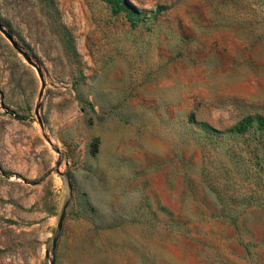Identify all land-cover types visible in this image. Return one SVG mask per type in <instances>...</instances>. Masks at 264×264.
Wrapping results in <instances>:
<instances>
[{"label":"rangeland","instance_id":"obj_1","mask_svg":"<svg viewBox=\"0 0 264 264\" xmlns=\"http://www.w3.org/2000/svg\"><path fill=\"white\" fill-rule=\"evenodd\" d=\"M115 1L0 0V264H264V0Z\"/></svg>","mask_w":264,"mask_h":264},{"label":"trees","instance_id":"obj_2","mask_svg":"<svg viewBox=\"0 0 264 264\" xmlns=\"http://www.w3.org/2000/svg\"><path fill=\"white\" fill-rule=\"evenodd\" d=\"M104 1H106L107 3H109L113 6H117V3L120 2V1H115V0H104ZM123 3H124V7L129 11V13H131V14L137 13L135 8L133 6H131L129 3L125 2V1ZM251 122H252V120H250V119H243L237 125H235L233 128H231L229 131H230V133H233V134H244L247 130L249 123H251ZM256 123H257V126L260 130H262V129L264 130V118L263 117L258 116L256 118Z\"/></svg>","mask_w":264,"mask_h":264},{"label":"water","instance_id":"obj_3","mask_svg":"<svg viewBox=\"0 0 264 264\" xmlns=\"http://www.w3.org/2000/svg\"><path fill=\"white\" fill-rule=\"evenodd\" d=\"M0 32L11 42V44H12V46H13V48L16 50V51H18L24 58H25V60L28 62V63H30V60H29V58L22 52V50L12 41V39H11V37L8 35V34H6L5 33V31L1 28V26H0ZM38 73H39V70L37 71ZM39 77H40V79L42 78V76H41V74L39 73ZM63 219H64V216L62 215L60 218H59V220H58V224H57V229L58 230H60L61 229V227H62V222H63ZM54 248H55V241H53V245H52V249L54 250ZM49 264H54V261L53 260H51L50 262H49Z\"/></svg>","mask_w":264,"mask_h":264}]
</instances>
